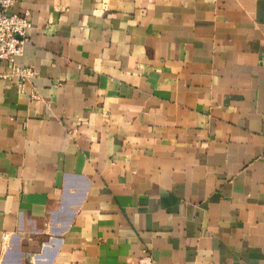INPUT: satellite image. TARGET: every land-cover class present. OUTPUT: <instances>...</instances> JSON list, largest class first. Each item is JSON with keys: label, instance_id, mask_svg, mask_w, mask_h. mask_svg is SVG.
<instances>
[{"label": "crops", "instance_id": "crops-1", "mask_svg": "<svg viewBox=\"0 0 264 264\" xmlns=\"http://www.w3.org/2000/svg\"><path fill=\"white\" fill-rule=\"evenodd\" d=\"M25 11L34 75L0 78V264H264V0Z\"/></svg>", "mask_w": 264, "mask_h": 264}, {"label": "built area", "instance_id": "built-area-1", "mask_svg": "<svg viewBox=\"0 0 264 264\" xmlns=\"http://www.w3.org/2000/svg\"><path fill=\"white\" fill-rule=\"evenodd\" d=\"M19 0H0V61L8 63L10 73H4L1 79H18L17 91L24 93L25 84L33 77L34 73L29 68L18 65L17 59L22 56L24 46L28 43L27 33L31 29L30 13H13ZM32 98H36L32 95ZM145 264H154L149 258Z\"/></svg>", "mask_w": 264, "mask_h": 264}]
</instances>
